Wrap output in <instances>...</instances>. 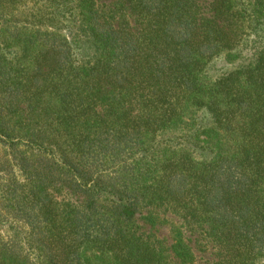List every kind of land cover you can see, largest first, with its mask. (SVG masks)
Returning <instances> with one entry per match:
<instances>
[{
  "label": "trees",
  "instance_id": "obj_1",
  "mask_svg": "<svg viewBox=\"0 0 264 264\" xmlns=\"http://www.w3.org/2000/svg\"><path fill=\"white\" fill-rule=\"evenodd\" d=\"M195 250L264 264V0H0V264Z\"/></svg>",
  "mask_w": 264,
  "mask_h": 264
},
{
  "label": "rangeland",
  "instance_id": "obj_2",
  "mask_svg": "<svg viewBox=\"0 0 264 264\" xmlns=\"http://www.w3.org/2000/svg\"><path fill=\"white\" fill-rule=\"evenodd\" d=\"M107 1V0H105ZM200 2H209L211 0H199ZM261 43L254 40V38L250 37L244 41L242 46L239 48V58L233 62L226 61L224 56H220L215 58L206 68V75L211 79H216L219 76L223 75L224 73L228 72L229 70L239 66L247 64L253 52L258 50L261 47ZM158 235L161 237L169 238V229L168 226H163L158 228ZM195 255L198 259L199 264H204L206 259H209L207 255H204L201 252L195 250Z\"/></svg>",
  "mask_w": 264,
  "mask_h": 264
}]
</instances>
